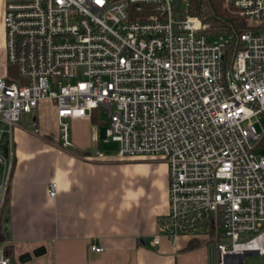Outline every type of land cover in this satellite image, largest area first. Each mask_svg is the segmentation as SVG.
<instances>
[{
	"label": "built area",
	"instance_id": "built-area-1",
	"mask_svg": "<svg viewBox=\"0 0 264 264\" xmlns=\"http://www.w3.org/2000/svg\"><path fill=\"white\" fill-rule=\"evenodd\" d=\"M0 226L12 181L14 132L44 101L58 142L72 123L105 114L97 160H160L168 204L155 246L202 239L215 264L264 256V0H225L243 23L214 33L184 0H2ZM227 35V36H226ZM33 134H40L35 119ZM7 145V156L4 147ZM53 198L58 186L49 184ZM92 250L103 252L101 247ZM0 264H11L0 246Z\"/></svg>",
	"mask_w": 264,
	"mask_h": 264
},
{
	"label": "crops",
	"instance_id": "crops-1",
	"mask_svg": "<svg viewBox=\"0 0 264 264\" xmlns=\"http://www.w3.org/2000/svg\"><path fill=\"white\" fill-rule=\"evenodd\" d=\"M4 13L0 0V77L8 75ZM45 107L52 111L50 125L40 121ZM30 116L40 134L15 128L13 175L2 221L11 264H210V247L202 239L180 237L177 247L165 237L157 246L152 242L169 200L165 163L97 160L102 141L95 119L75 120L73 149L63 150L52 103L42 102L26 122ZM51 183L58 186L53 198ZM93 245L103 252L93 251ZM245 258L264 264V256L255 253Z\"/></svg>",
	"mask_w": 264,
	"mask_h": 264
},
{
	"label": "trees",
	"instance_id": "trees-1",
	"mask_svg": "<svg viewBox=\"0 0 264 264\" xmlns=\"http://www.w3.org/2000/svg\"><path fill=\"white\" fill-rule=\"evenodd\" d=\"M224 5V0H195L193 3V8L191 14L202 17L209 25L210 29L216 33L217 31H225L229 28V22H234L240 28H244L243 24H239L238 20L234 17L232 11L227 10L222 7ZM9 68V67H8ZM11 69V68H9ZM12 70V69H11ZM8 196L6 198L5 211L8 205ZM6 236L2 230V225L0 226V246L5 249V255L10 260L12 259V248L11 246L4 245L6 242Z\"/></svg>",
	"mask_w": 264,
	"mask_h": 264
},
{
	"label": "rangeland",
	"instance_id": "rangeland-1",
	"mask_svg": "<svg viewBox=\"0 0 264 264\" xmlns=\"http://www.w3.org/2000/svg\"><path fill=\"white\" fill-rule=\"evenodd\" d=\"M179 1L180 3V7L184 8L186 6V2L184 0H177ZM192 2V6H193V3H195V0H190ZM205 1V0H204ZM224 3H225V0H224ZM224 7V5L222 6ZM239 23V22H238ZM240 24V23H239ZM243 24V23H241ZM4 32H5V29H4ZM227 36V35H226ZM7 58V57H6ZM6 63H7V60H6ZM7 66H8V63H7ZM7 74L12 77V76H15V70H11L7 67ZM51 109L50 107H45L44 108V111H43V116L40 118V121H41V124L43 125L44 123L47 125V122L48 124L50 125L51 122H52V113H51ZM31 121H33V116H30L29 117ZM27 121V118L26 116H22V121L19 123L20 126H22L24 129L26 130H31L30 128H28L29 126V122H26ZM105 121H106V116L105 114H103L102 112H100L99 114L97 113L95 115V126H96V130H97V133H98V136L100 137L101 141L106 137V130H107V126L105 125ZM256 128L258 130V132L260 134H264V118H260L258 119L257 123H256ZM257 151H259L260 153H264V139L262 141V143L260 144L259 148L257 149ZM132 161H143V162H151V163H164L163 161H160V160H151V159H147V160H132ZM132 161H122V162H132ZM245 264H252L251 263V259L250 258H245Z\"/></svg>",
	"mask_w": 264,
	"mask_h": 264
},
{
	"label": "water",
	"instance_id": "water-1",
	"mask_svg": "<svg viewBox=\"0 0 264 264\" xmlns=\"http://www.w3.org/2000/svg\"><path fill=\"white\" fill-rule=\"evenodd\" d=\"M4 152H5V155L7 156V153H8L7 145L4 147ZM0 177H1V175H0ZM40 251L41 250L36 251L35 255L36 256L41 255ZM209 255H210V264H215L214 247H210Z\"/></svg>",
	"mask_w": 264,
	"mask_h": 264
}]
</instances>
